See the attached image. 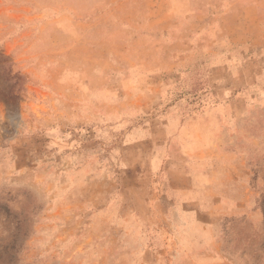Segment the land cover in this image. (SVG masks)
Wrapping results in <instances>:
<instances>
[{"label":"rangeland","instance_id":"374dc122","mask_svg":"<svg viewBox=\"0 0 264 264\" xmlns=\"http://www.w3.org/2000/svg\"><path fill=\"white\" fill-rule=\"evenodd\" d=\"M0 264H264V0H0Z\"/></svg>","mask_w":264,"mask_h":264}]
</instances>
